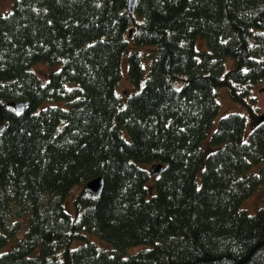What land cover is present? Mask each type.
<instances>
[{
    "label": "trees",
    "instance_id": "1",
    "mask_svg": "<svg viewBox=\"0 0 264 264\" xmlns=\"http://www.w3.org/2000/svg\"><path fill=\"white\" fill-rule=\"evenodd\" d=\"M39 61L61 67L43 83ZM263 77L264 0H137L133 14L128 0H14L0 13V264H264V202L240 207L264 184V120L246 135L229 112L202 145L217 88L251 111Z\"/></svg>",
    "mask_w": 264,
    "mask_h": 264
},
{
    "label": "rangeland",
    "instance_id": "2",
    "mask_svg": "<svg viewBox=\"0 0 264 264\" xmlns=\"http://www.w3.org/2000/svg\"><path fill=\"white\" fill-rule=\"evenodd\" d=\"M13 1L14 0H0V13H4L7 11H10L13 6ZM195 46L198 51L203 50V49H208L207 41L206 38L203 35H198L196 37L195 41ZM140 50L143 51H148V47L146 46H141L139 47ZM145 61V60H144ZM225 63L227 67H230L231 64V58H227L225 60ZM61 67V62L57 63H51L49 61H39L35 63L32 66V69L35 70V72L40 76L41 80L43 83H45L48 79L47 75L48 72L58 70ZM148 68L146 67V70ZM122 70H123V77L120 80L118 90L122 97L126 96L127 94V89H130L132 85L129 83L128 77H127V68H126V62L124 59V62L122 64ZM217 94H218V100L220 106L218 107V113L215 118V123L208 132L207 136L202 140V145L204 146L205 149H208V137L211 135L213 130L216 128L217 123L219 121V117L232 112V111H238L241 112L245 115L246 117V135L249 133L251 130L253 124L257 121L256 118H258L260 115L264 114V77L257 83L253 84V87L251 89V94L249 96L254 97V100L252 101V107L251 111L247 109V107L240 106L238 103L232 101L230 99L227 87L222 86L217 88ZM55 104H63V101H57V102H52ZM122 132L125 137L128 138V132L126 127L122 126ZM259 165L260 164H252L251 168L248 170V172H258L259 171ZM147 168L150 169V164L146 165ZM80 191V187H75L69 197L65 200V206L68 210H72V201H73V196L76 195ZM263 198H264V184H260L256 186L249 195H247L245 198L242 199L240 203V207L246 212L250 214L256 213L262 205H263ZM92 239L95 240L98 245H99V239L92 235ZM78 242H74L73 245H76ZM103 246H106V244L101 243ZM100 246V245H99ZM130 250L135 251L137 250V247L131 248Z\"/></svg>",
    "mask_w": 264,
    "mask_h": 264
},
{
    "label": "water",
    "instance_id": "3",
    "mask_svg": "<svg viewBox=\"0 0 264 264\" xmlns=\"http://www.w3.org/2000/svg\"><path fill=\"white\" fill-rule=\"evenodd\" d=\"M137 0H128V10L131 14L135 12V6H136ZM134 31V28H130L129 30V36H132ZM6 104L8 106L15 107L17 111H22L24 107L28 104V101H7ZM259 120H264V114L260 115ZM5 127L4 123H0V131H2ZM164 170V165L162 162H155L152 163L150 166V173L152 176H157L161 174V172ZM105 179L102 175L96 176L85 184V188L91 192L94 196H99L103 189H104Z\"/></svg>",
    "mask_w": 264,
    "mask_h": 264
},
{
    "label": "bare ground",
    "instance_id": "4",
    "mask_svg": "<svg viewBox=\"0 0 264 264\" xmlns=\"http://www.w3.org/2000/svg\"><path fill=\"white\" fill-rule=\"evenodd\" d=\"M151 166V165H150ZM85 187V186H84Z\"/></svg>",
    "mask_w": 264,
    "mask_h": 264
}]
</instances>
